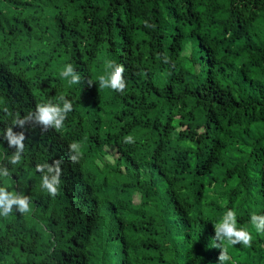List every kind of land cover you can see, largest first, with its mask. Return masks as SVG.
Instances as JSON below:
<instances>
[{"label":"trees","instance_id":"1","mask_svg":"<svg viewBox=\"0 0 264 264\" xmlns=\"http://www.w3.org/2000/svg\"><path fill=\"white\" fill-rule=\"evenodd\" d=\"M1 6L25 12L16 33L0 23V187L31 211L0 215V264H220L221 248L223 264H264L250 222L264 215V0ZM108 61L125 68L123 93L99 86ZM67 64L79 84L59 75ZM44 96L72 102L63 127L15 126ZM9 127L26 137L17 165ZM53 160L55 197L36 171ZM229 209L251 247L214 239Z\"/></svg>","mask_w":264,"mask_h":264},{"label":"clouds","instance_id":"2","mask_svg":"<svg viewBox=\"0 0 264 264\" xmlns=\"http://www.w3.org/2000/svg\"><path fill=\"white\" fill-rule=\"evenodd\" d=\"M25 11L12 10L7 7L4 9L0 7V23L5 29H12L16 33V28L19 24V20ZM146 26L147 25L146 23ZM4 66L15 75L23 74L17 70L11 68L7 63ZM107 68L111 69V72L107 76H100L99 86L100 88H110L116 92L123 93L126 89V81L124 79L125 68L123 65L115 63L114 61L107 62ZM59 75L68 80L69 84H79L81 77L79 73L74 69L72 64L64 66L63 71ZM89 86L92 82L88 81ZM60 100V101H59ZM59 100L52 97H46L36 102L29 110V113L20 118L19 116L15 120V126L23 129L26 124L32 123L34 126L35 134L48 130H59L63 127L64 121L67 118L69 112L73 110L72 102L66 99L64 96H60ZM74 121L79 123V117ZM5 139L8 142L9 147L15 149L14 153L10 157V163L17 165L21 162L22 153L24 151L25 134L21 132H13L12 127H9L5 134ZM126 143L133 142V138L128 136L125 138ZM70 151L73 155L70 157L73 163L78 161L80 156V149L77 143L69 145ZM61 160H53L51 164L43 163L36 165V171L41 173V188L45 190L50 196L55 197L59 194L62 175ZM0 175L8 176L9 170L6 167L0 166ZM19 213H28L30 209V201L27 195L13 193L7 191L5 188L0 187V215L7 216L13 213V210ZM251 224L255 227L258 233L264 232V215L252 214L250 217ZM214 239L217 241L227 240L232 245L242 244L246 247H251L252 235L245 228L237 227L236 212L232 209L227 210L222 218V221L213 226ZM219 248L220 245H217ZM220 264L229 260L226 248H221L219 257Z\"/></svg>","mask_w":264,"mask_h":264}]
</instances>
